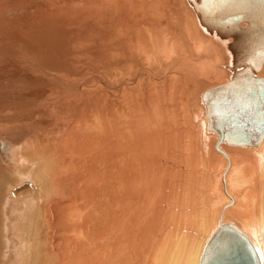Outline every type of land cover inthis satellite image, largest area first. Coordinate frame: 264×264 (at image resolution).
I'll return each instance as SVG.
<instances>
[{
    "label": "bare ground",
    "instance_id": "bare-ground-1",
    "mask_svg": "<svg viewBox=\"0 0 264 264\" xmlns=\"http://www.w3.org/2000/svg\"><path fill=\"white\" fill-rule=\"evenodd\" d=\"M263 84L264 0H0V264H264Z\"/></svg>",
    "mask_w": 264,
    "mask_h": 264
},
{
    "label": "water",
    "instance_id": "water-1",
    "mask_svg": "<svg viewBox=\"0 0 264 264\" xmlns=\"http://www.w3.org/2000/svg\"><path fill=\"white\" fill-rule=\"evenodd\" d=\"M220 5H224V4H221V3H219ZM223 7V6H222ZM225 7V6H224ZM235 15H238V14H235ZM212 16V15H211ZM231 17V16H230ZM211 18H218L217 16L216 17H214V16H212ZM222 20V19H221ZM229 22V21H228ZM217 23H220V22H218L217 21ZM264 85V84H263ZM258 93H262V91H261V89L259 90L258 89V91H257ZM263 92H264V90H263ZM234 94V93H233ZM239 94V92H236L235 93V96H237ZM232 97H233V95H231ZM223 98H226V97H223ZM222 99V98H221ZM263 101H264V94L262 93V98H261ZM226 119V118H225ZM223 126L224 125H221V126H219L218 125V129H223ZM263 130H264V122L262 123V124H260L259 125ZM256 130H259V128H257ZM223 137V135L221 134L220 135V138H222ZM255 138V135L254 136H252V135H248L247 137L246 136H244V137H242L241 139H236L235 141H236V143H248V142H255V141H257V140H255L254 139ZM257 139V138H256ZM228 140H231L230 138L228 139ZM233 142V141H232ZM245 242V241H244ZM245 243H247V242H245ZM247 249H248V251H249V253H250V255L252 256V258H253V263L254 264H260L259 263V261H258V257H257V255H256V253L254 252V250L251 248V247H249V244L247 243ZM243 255V254H242Z\"/></svg>",
    "mask_w": 264,
    "mask_h": 264
},
{
    "label": "rangeland",
    "instance_id": "rangeland-1",
    "mask_svg": "<svg viewBox=\"0 0 264 264\" xmlns=\"http://www.w3.org/2000/svg\"><path fill=\"white\" fill-rule=\"evenodd\" d=\"M0 154L4 158V161L7 163L9 162V154H8V147L6 146L5 141L3 140L2 136H0ZM2 142V143H1Z\"/></svg>",
    "mask_w": 264,
    "mask_h": 264
}]
</instances>
